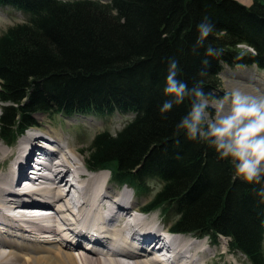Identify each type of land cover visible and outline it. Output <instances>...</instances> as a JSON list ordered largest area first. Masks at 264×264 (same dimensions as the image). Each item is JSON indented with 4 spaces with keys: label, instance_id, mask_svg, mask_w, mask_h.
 <instances>
[{
    "label": "trees",
    "instance_id": "trees-1",
    "mask_svg": "<svg viewBox=\"0 0 264 264\" xmlns=\"http://www.w3.org/2000/svg\"><path fill=\"white\" fill-rule=\"evenodd\" d=\"M0 7L24 17L0 34V140L13 143L38 125V114L130 115L115 133L93 136L88 169H108L140 195L158 180L144 210L159 208L172 232L224 237L231 252L264 264L261 186L242 181L206 143L177 135L190 98L159 112L169 58L189 87L203 81L208 101L221 98L224 66L264 69V0H0ZM205 17L214 28L197 55ZM208 46L221 55L207 57L205 68Z\"/></svg>",
    "mask_w": 264,
    "mask_h": 264
},
{
    "label": "bare ground",
    "instance_id": "bare-ground-1",
    "mask_svg": "<svg viewBox=\"0 0 264 264\" xmlns=\"http://www.w3.org/2000/svg\"><path fill=\"white\" fill-rule=\"evenodd\" d=\"M240 2L244 4L246 0ZM238 71L257 76L252 70ZM226 80L229 90L256 93L252 86ZM63 141L54 133L30 130L13 147L2 148L0 143V150L4 151L0 153L4 156L1 162H6L0 167V264H28V258L21 261L22 254L18 252L46 254L52 250L69 253L70 264H164L160 254L156 258L143 255L160 245L172 247L173 264H220L210 258L212 241L207 237L199 241L186 233L164 237L171 224L163 231L153 221L155 211L139 214L143 206L132 200L135 196H129L121 186L112 191L107 169L89 171L83 159L80 162L71 158L79 157L77 149L68 148ZM38 152L39 167L29 170H35L30 161ZM28 172L35 173L34 179ZM69 173L78 176L73 181L75 186L69 181L71 177L67 178ZM28 177L31 179L23 185ZM40 207L50 210L40 213ZM225 252H231L228 246Z\"/></svg>",
    "mask_w": 264,
    "mask_h": 264
},
{
    "label": "clouds",
    "instance_id": "clouds-1",
    "mask_svg": "<svg viewBox=\"0 0 264 264\" xmlns=\"http://www.w3.org/2000/svg\"><path fill=\"white\" fill-rule=\"evenodd\" d=\"M213 28L207 17L197 25L198 38L192 48L193 53L199 55L198 49L204 47ZM220 55L218 49L208 46L201 63L206 68L209 64L207 57ZM180 72L178 59L169 58L162 89L168 99L164 100L159 112L163 115L190 98L189 111L176 125L177 135L182 130L188 140L206 143L220 159L233 166L235 175L242 181L260 185L258 195L264 197V94L250 95L234 89L216 104L217 112L222 114L210 120L206 111L208 94L202 87L203 81L189 87L185 80L179 78ZM204 74L202 70L201 75Z\"/></svg>",
    "mask_w": 264,
    "mask_h": 264
},
{
    "label": "rangeland",
    "instance_id": "rangeland-1",
    "mask_svg": "<svg viewBox=\"0 0 264 264\" xmlns=\"http://www.w3.org/2000/svg\"><path fill=\"white\" fill-rule=\"evenodd\" d=\"M102 2H108L109 0H100ZM237 2L241 3L240 0H236ZM243 4V3H241ZM251 4V0H246V2L243 4L245 6H249ZM24 20V17L21 13L8 9V8H2L0 7V34L8 27L13 24L22 22ZM239 48L243 49V51L248 50L246 46L241 45ZM248 69L254 71V73L259 76H253L245 74L244 72L239 73L238 70L240 69ZM237 73V74H234ZM251 74V72L249 73ZM229 75V76H228ZM238 76V77H237ZM257 77V78H256ZM218 79L220 81V94L221 98L213 99L212 101H208L209 107L206 110L208 114V118L210 120H215L218 118L219 113L216 110V104L223 99L226 93L231 92L232 90H229L226 88L225 83L227 82L226 79H231L233 81L245 83L246 85L252 86L251 90L256 92L253 95H260L264 94V69L257 68L256 65H250V66H234V67H228L224 66L221 70V73L218 75ZM258 79V80H257ZM1 104V103H0ZM227 107V104H226ZM82 116V117H81ZM71 116L66 117L63 115L54 114L53 116L44 115V114H38L37 115V121L38 125L31 127V129H27L24 134L29 132L30 130H36V131H47L50 133H54L55 135H59V137H62L65 141H63V144L68 145V148H74L77 149V152L79 153V157L71 156L72 159L78 160L81 162V160L85 158L86 156V149L91 143V140L93 136L101 131V130H108L111 133H115L118 131L124 123L127 121V119L130 117V115H121L118 113H114L111 116L107 117H95V116ZM38 133V132H37ZM22 134V136L24 135ZM40 134V133H39ZM42 135V134H41ZM18 137L13 144L9 145L8 143L4 142L3 140H0V143H2L1 147H13L14 144H17V141L22 137ZM43 137V135H42ZM15 146V145H14ZM83 152L81 153V151ZM7 152V151H6ZM0 153L4 154V151L0 150ZM37 155V154H36ZM36 155L32 156L34 157V160H31L30 163H33L35 161ZM4 157V156H3ZM2 154L0 155V167L1 165L5 166L1 162L2 161ZM33 167V166H32ZM31 167L29 168V170ZM33 170V169H32ZM2 170H0L1 172ZM34 171V170H33ZM108 178H109V171L107 172ZM28 174L34 175V173L28 172ZM69 178V176L67 177ZM31 179V178H29ZM34 179V178H33ZM24 183V182H23ZM109 183V182H108ZM110 188L113 190H116L114 187V183H111ZM161 183L156 179H151L147 183L148 192L145 195H138L134 192V190L129 187L127 188V185H123L122 188L126 189L129 193V196H135L132 198L133 201L136 202V204L140 206H144L145 202L149 201L152 196L155 194L157 190H159ZM119 189V188H117ZM72 188H70L71 192ZM154 219L153 221H157L160 225H158V228L165 231V227H170V223L166 222L165 218L161 214V210L155 209L154 210ZM199 241V240H196ZM203 246H206V243H202ZM211 248L209 250L210 258L217 259L220 264H250L248 260L240 253H226L225 250L227 249V240L220 239L217 243L210 244ZM207 250V249H206ZM217 250V253L214 251ZM80 252L79 250H77ZM262 251L264 255V240L262 244ZM225 252V253H224ZM18 254H22L21 261L25 262V257L28 258V264H54L56 262H64L67 264L71 263V259L69 256V253L63 252L60 250H52L46 254L41 253H34L32 254V251H23L18 252ZM215 254H217V257H215ZM222 256V257H221ZM95 264V263H90ZM132 264V263H131Z\"/></svg>",
    "mask_w": 264,
    "mask_h": 264
}]
</instances>
